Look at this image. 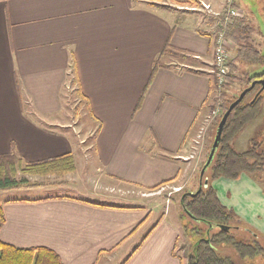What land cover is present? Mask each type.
Segmentation results:
<instances>
[{"label": "crops", "instance_id": "1", "mask_svg": "<svg viewBox=\"0 0 264 264\" xmlns=\"http://www.w3.org/2000/svg\"><path fill=\"white\" fill-rule=\"evenodd\" d=\"M199 1L220 13L194 17L157 0H0V154L15 150L38 161L71 153L83 164L80 170L76 162L75 171L60 178L64 182L42 186L70 187L76 195L29 192L42 187L8 190L24 192L0 199L3 242L48 247L63 264H112L120 252L122 264H183L180 204L170 196L175 217L165 212L156 220L152 212L163 202L138 203L128 184L147 188L170 179L172 186L190 184L193 192L208 183L200 169L192 186L198 168H191L188 150L218 96L213 54L225 7L224 0ZM166 46L179 55L165 57L150 77ZM70 80L97 124L91 146L64 122ZM263 113L264 98L253 121ZM249 129L250 135L245 126L239 133L238 151L250 146ZM212 186L224 206L264 234L258 177L218 178Z\"/></svg>", "mask_w": 264, "mask_h": 264}, {"label": "trees", "instance_id": "2", "mask_svg": "<svg viewBox=\"0 0 264 264\" xmlns=\"http://www.w3.org/2000/svg\"><path fill=\"white\" fill-rule=\"evenodd\" d=\"M261 9L264 10V0H257ZM154 4V3H153ZM156 5V4H155ZM217 30L224 31L225 37L233 42V56L228 62L229 74L228 83L237 81L238 64H261L264 55L250 41L252 27L246 23L245 15L233 17L225 20V16L220 17ZM179 53L167 46L158 55L152 66L151 76L159 67H162L165 57H174ZM264 77V70L258 74L251 75L244 80L248 87L255 79ZM245 87V88H246ZM223 88V87H222ZM218 88V96L213 105V109H218L221 113L220 119L229 105L238 95H228L223 89ZM260 85H255L251 90L256 92ZM236 104L229 112L220 134L217 147L213 156L206 166L207 169L203 178L207 179V185H200L193 192L185 191L180 196V207L182 212L189 214L194 219L205 223L208 227L207 235L192 244L186 253L187 264H235L228 256L218 253L215 246L221 243H228L234 246L241 256H255L260 254L264 247L253 240V245L235 240L232 227H238L243 223L233 210L224 206L219 200L212 181L218 178L235 179L241 174H255L264 170V152L260 150V143L252 142L243 151H238L233 146L234 138L241 132L245 125L254 120L260 113V104L263 99L262 91L255 99L246 100V96ZM78 95L85 99L79 89ZM254 94V96H255ZM253 100V101H252ZM86 102V100H85ZM88 107V102H86ZM89 108V107H88ZM218 127V126H217ZM259 150V151H258ZM209 154V153H208ZM203 166V165H202ZM75 161L71 153L47 158L38 161H27L15 150L0 154V191H8L18 188L42 187L47 183H54L47 180L48 176H59L63 173L73 172ZM33 176H41L44 180H32ZM170 179L147 187L148 190H156L164 184L170 183ZM60 180L56 183H62ZM193 193V194H191ZM4 223L3 206L0 201V228ZM185 228V226H184ZM247 228H249L247 226ZM216 229V230H214ZM253 237L255 234L253 233ZM0 264H63L59 255L52 249L43 246L17 247L3 242L0 239Z\"/></svg>", "mask_w": 264, "mask_h": 264}, {"label": "rangeland", "instance_id": "3", "mask_svg": "<svg viewBox=\"0 0 264 264\" xmlns=\"http://www.w3.org/2000/svg\"><path fill=\"white\" fill-rule=\"evenodd\" d=\"M157 2H159V5H161L162 7H167L171 9H180V10L191 12L194 14V15L192 14L194 17H199L200 15H204V14L217 15L220 13L215 10H213V12H209L203 9L199 0H157ZM237 2L235 3L236 7H237ZM240 2L248 3L247 8L246 6L242 7L243 9L242 11L245 14V16L247 15V18L250 19L251 26L253 27V30H252L253 33L250 35V41L257 49H259L261 52L264 53V20H263L264 17L263 15H262L263 18L261 17V13L264 10L263 9L260 10L259 8H257L258 7L256 3L257 0H240ZM232 50L233 49H231L230 59L232 57V52H233ZM179 61L180 60H178L177 62ZM260 63L261 64L240 63V68H239V71L237 72L238 80L233 81L231 83L229 82V84L223 87L222 89L225 90L227 94L230 96L233 94L238 95L239 92L247 86L246 83H244V80L251 75L260 73L264 69V59ZM64 93L65 94H64V111L63 112L66 114L64 115L65 124L72 125L74 129L80 135L79 139L85 140V143L91 146L90 144L92 143L93 137L95 136L94 133H95L97 124L92 119V115L89 111V108L86 105V102L83 101L79 97L78 92H77L76 82L74 81H71V83L69 82V86L65 88ZM254 94H255V90L251 91L246 96V100L252 99L254 97ZM262 95L264 98V89L262 90ZM220 116H221V113L218 109H212V111L209 112V115L207 116V118L204 120L205 123L202 126L199 132V135L197 136L195 140L191 142L192 145H189L188 152L193 157V159H191L193 160V164H191L190 166L191 168L196 167L195 170H197L198 168V171H197L195 179L193 180L194 183L192 186H196V182L198 184L199 170L202 169L201 167L205 165L208 159V156H209L208 153H210L212 150L213 152L215 151L214 142H215L216 135H217V126H218L219 121L221 120ZM252 122L245 125L249 135H250V129H249L250 125L253 126L252 131H254L253 134L248 137L249 139L247 143L248 145H251L252 142L260 143V147L264 152V128L262 129V127H264V113L261 114L259 118L256 119L255 121L252 120ZM258 129H262V131L259 132ZM238 136L239 134L233 140V146L237 150H238V145L235 142ZM240 151H243V150H240ZM77 158L78 159L77 161H75V165L77 162V168L81 170L83 164H82V161L79 159L80 157L77 156ZM90 165H92L93 167L96 165L94 164L93 158H91ZM206 169L207 167H205L204 171H206ZM67 173H70V172H67ZM67 173H63L59 176L50 175L48 176L47 179L50 182H58L60 181V178L64 177ZM263 174L264 173L260 174L257 172L252 175L255 177H258L260 182H262L264 186V175ZM66 176L68 178L70 175L68 174ZM31 179L36 180V181L44 180L43 177L41 176H33L31 177ZM179 184H180V181L177 180L176 185L172 186L171 183L164 184L160 186L158 189L153 190V191L148 190L147 188H144L141 186H130V184H128V188H129L128 191L131 192V193L130 192L128 193H130V195H135L137 198H139L138 203L142 202L144 203V206H148V207H151L162 201L163 206L162 207L159 206V208H155L152 212L153 216H157L156 220H158L159 217L163 215V213L165 212L167 213L169 212V216L171 218H174L177 210L175 209L174 204L173 205L168 204L169 201L171 200L170 196H172V199H174L175 204L179 206V198L181 194L185 191L192 190L190 184H186L184 186L182 185L177 186ZM175 188H179V189L175 190ZM193 189H197V188L194 187ZM56 191H59V192L68 191L76 195L75 192L70 187L69 188H56V187L49 186L47 188L45 187L37 188V189L35 188V190L29 191V192H31L32 194L33 192H35L34 196H42V195L54 193ZM132 191H134V193H132ZM5 192L7 191H4V192L0 191V199L6 198L7 196L9 197L18 196L21 194V192H24V190H20L17 192H14V191H10L7 193ZM128 193L121 192V194H123L124 196L129 195ZM21 197H23V195ZM149 199H152L153 201L149 202L148 201ZM236 215L238 216V214ZM180 219L182 220V223L185 226L184 231H183L184 233L182 232L180 242L183 243L184 241L185 245H183L184 249L180 248L178 249L177 252L182 257L183 264H187V260L185 256H186V253L188 252L189 247L192 244H194L197 240L207 235L208 227L205 223L194 219L192 216H190L187 213L185 214L183 213L182 218ZM247 226L248 225H244L241 222L238 224V227L231 228L230 231L231 233H233L235 240L242 241L244 243H250L253 245L254 243L253 240L255 239L258 241V243H260L264 247V234H261V233L259 234L258 232H256V230H254L250 226H248L249 228H247ZM253 233L255 234V237H253ZM137 240L138 241L136 244H139V239L137 238ZM187 243L190 245L188 246ZM215 248L220 255L228 256L229 258L233 260L235 264H264V250L260 254H257L251 257V256H241L238 253V251L234 248V246L228 243L218 244L215 246ZM182 250H184L185 252H183ZM125 259H126V256H124V253L120 252L112 264H122Z\"/></svg>", "mask_w": 264, "mask_h": 264}, {"label": "built area", "instance_id": "4", "mask_svg": "<svg viewBox=\"0 0 264 264\" xmlns=\"http://www.w3.org/2000/svg\"><path fill=\"white\" fill-rule=\"evenodd\" d=\"M203 9L213 12L208 4H201ZM225 20L233 17H241L244 15L242 9L235 6V0H224ZM195 9V8H194ZM218 15V14H217ZM233 42L225 37L224 31H217L215 34V46L213 54V72L216 78V84L219 89L225 87L228 83L229 67L231 49ZM179 188H175L178 190Z\"/></svg>", "mask_w": 264, "mask_h": 264}, {"label": "water", "instance_id": "5", "mask_svg": "<svg viewBox=\"0 0 264 264\" xmlns=\"http://www.w3.org/2000/svg\"><path fill=\"white\" fill-rule=\"evenodd\" d=\"M260 85V89L256 92L253 100L255 99V97L264 89V77L263 78H260V79H255L254 81L251 82V84L244 88L240 94L238 95V97L229 105V107L227 108V110L224 112V114L222 115L221 117V120L219 121L218 123V127H217V135H216V139H215V142H214V148L217 147V144H218V140L220 138V134H221V130H222V127H223V124L229 114V112L233 109V107L238 104L242 99L243 97L249 92L251 91L255 85ZM252 100V101H253ZM213 150L209 153V156H208V159L205 163V165L202 167L201 171H200V175L201 177H203V174H204V170H205V167L209 164L212 156H213ZM193 194V193H191Z\"/></svg>", "mask_w": 264, "mask_h": 264}]
</instances>
